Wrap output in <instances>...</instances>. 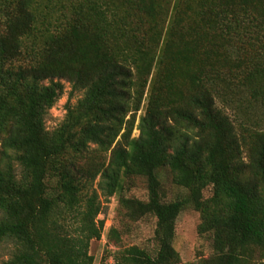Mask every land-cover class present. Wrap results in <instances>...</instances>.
<instances>
[{
    "label": "trees",
    "instance_id": "trees-1",
    "mask_svg": "<svg viewBox=\"0 0 264 264\" xmlns=\"http://www.w3.org/2000/svg\"><path fill=\"white\" fill-rule=\"evenodd\" d=\"M63 80L82 97L48 132ZM232 104L245 121L225 113ZM253 105L264 108V0H0L5 264H93L101 198L114 195L125 215L155 220L156 249L121 248L110 228L117 250L101 264H179L175 219L186 208L211 239L200 264H264ZM162 169L185 195L166 200ZM134 177L145 201L122 195ZM96 179L100 193H84Z\"/></svg>",
    "mask_w": 264,
    "mask_h": 264
},
{
    "label": "rangeland",
    "instance_id": "rangeland-1",
    "mask_svg": "<svg viewBox=\"0 0 264 264\" xmlns=\"http://www.w3.org/2000/svg\"><path fill=\"white\" fill-rule=\"evenodd\" d=\"M63 85L62 94L55 103L53 110L45 118V129L48 132L53 131L61 123L67 111V107H72L77 100L82 97L81 92H73L71 94V84L67 81L61 82ZM70 95L71 98H70ZM217 108H222L217 102ZM234 104L232 108H226L225 113L232 119L237 121H245V111H238ZM246 107V105H245ZM253 117L255 124L264 130V108L253 105ZM142 112V111H141ZM139 112L138 115L141 113ZM134 136L137 135L135 131ZM19 173V169L17 171ZM160 182L165 191L166 200L181 198L185 195L184 190L175 187L171 183V176L167 169L159 171ZM84 181V180H82ZM98 179L92 184H87L84 193L90 194L92 191L98 190ZM211 189L207 188L203 192L204 198L211 196ZM122 195L125 198L145 201L147 197V189L145 180L142 178H131L123 184ZM118 195H114L109 199L101 198V214L97 221L103 222L101 238L93 241L89 247V255L94 259L93 264H101L105 261L112 263V259L108 256L115 252L117 248L114 246L113 240L108 241L107 235L110 228H114L119 233V247L128 248L137 246L153 254L156 246L153 241V232L155 229V220L150 216H127L125 212L119 208ZM200 224L199 214L191 208L182 210L175 219V238L173 242L174 249L180 257L179 264H200L203 259L208 258L212 254L211 239L209 235L198 234V226ZM12 251V245L3 242L0 243V264H5L9 259Z\"/></svg>",
    "mask_w": 264,
    "mask_h": 264
},
{
    "label": "built area",
    "instance_id": "built-area-1",
    "mask_svg": "<svg viewBox=\"0 0 264 264\" xmlns=\"http://www.w3.org/2000/svg\"><path fill=\"white\" fill-rule=\"evenodd\" d=\"M54 107V106H53ZM53 107L50 109V112L53 110ZM66 113V112H65Z\"/></svg>",
    "mask_w": 264,
    "mask_h": 264
}]
</instances>
